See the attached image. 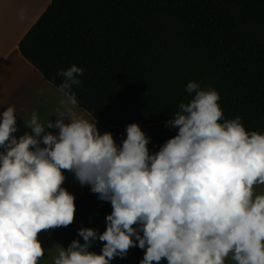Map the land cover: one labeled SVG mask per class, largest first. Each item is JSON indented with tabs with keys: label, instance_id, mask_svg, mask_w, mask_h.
<instances>
[{
	"label": "clouds",
	"instance_id": "clouds-1",
	"mask_svg": "<svg viewBox=\"0 0 264 264\" xmlns=\"http://www.w3.org/2000/svg\"><path fill=\"white\" fill-rule=\"evenodd\" d=\"M83 68L61 69L63 94L55 121L36 110L17 137L16 111L0 112V264H38L42 231L74 222L75 197L64 171L110 202L106 230L78 229L84 243L60 246L53 264H110L128 250H144L140 264H264V134L248 131L240 116L225 119L220 95L189 81L166 127L177 129L159 151L138 123L120 145L77 114L73 86ZM53 116V115H52ZM48 129H56L51 132ZM134 238V239H133ZM100 241V254L89 251ZM138 242V243H137Z\"/></svg>",
	"mask_w": 264,
	"mask_h": 264
},
{
	"label": "trees",
	"instance_id": "trees-1",
	"mask_svg": "<svg viewBox=\"0 0 264 264\" xmlns=\"http://www.w3.org/2000/svg\"><path fill=\"white\" fill-rule=\"evenodd\" d=\"M18 47L57 88L61 69L83 68L77 105L117 145L138 123L150 153L159 151L176 135L165 122L191 99L189 81L219 93L225 119L240 116L246 130L264 134V0H51ZM74 203V222L51 232L64 248L84 243L81 227L103 233L112 211L90 186ZM102 247L97 240L89 251ZM143 256L136 246L110 264H140Z\"/></svg>",
	"mask_w": 264,
	"mask_h": 264
},
{
	"label": "crops",
	"instance_id": "crops-1",
	"mask_svg": "<svg viewBox=\"0 0 264 264\" xmlns=\"http://www.w3.org/2000/svg\"><path fill=\"white\" fill-rule=\"evenodd\" d=\"M50 3L51 0H0V112L9 105L14 107L18 128L14 135L17 137L31 131L25 128L23 118L30 119L33 110L37 111L41 122L47 123L48 119L55 121V109L63 99L58 88L23 58L18 47L20 40ZM75 111L85 119H93L78 105ZM97 128L104 133L98 123ZM48 131L55 133L57 130ZM63 174L66 179L62 186L74 195L75 202L89 185L81 186L71 172L64 171ZM254 191L256 194L264 193V185L254 186ZM52 230L39 234L45 255L38 264H53L54 257L58 255L60 245L52 239ZM226 264L234 262L229 257Z\"/></svg>",
	"mask_w": 264,
	"mask_h": 264
}]
</instances>
